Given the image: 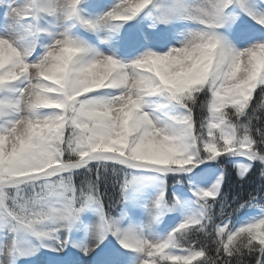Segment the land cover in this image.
<instances>
[{
	"label": "snow or ice",
	"instance_id": "obj_1",
	"mask_svg": "<svg viewBox=\"0 0 264 264\" xmlns=\"http://www.w3.org/2000/svg\"><path fill=\"white\" fill-rule=\"evenodd\" d=\"M256 164L264 0H0V264H264Z\"/></svg>",
	"mask_w": 264,
	"mask_h": 264
},
{
	"label": "trees",
	"instance_id": "obj_2",
	"mask_svg": "<svg viewBox=\"0 0 264 264\" xmlns=\"http://www.w3.org/2000/svg\"><path fill=\"white\" fill-rule=\"evenodd\" d=\"M259 164H256L247 178L243 181H240L235 172L229 168V176L224 186V191L226 193H231L233 196L239 194L243 199H247L249 192H254L259 189L262 185H264V180H262L258 174ZM110 196H113V199L109 201L107 198L105 199V203H111L112 208H118L119 197L115 196L113 192H109ZM218 211V208H217ZM231 211V209H229ZM245 264H254V258L245 257Z\"/></svg>",
	"mask_w": 264,
	"mask_h": 264
}]
</instances>
